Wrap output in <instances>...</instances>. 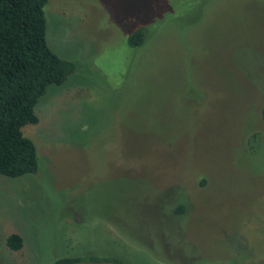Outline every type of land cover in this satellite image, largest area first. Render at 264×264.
<instances>
[{"label": "rangeland", "instance_id": "obj_1", "mask_svg": "<svg viewBox=\"0 0 264 264\" xmlns=\"http://www.w3.org/2000/svg\"><path fill=\"white\" fill-rule=\"evenodd\" d=\"M43 15L74 69L21 127L36 171L0 175V264H264V0H47Z\"/></svg>", "mask_w": 264, "mask_h": 264}, {"label": "trees", "instance_id": "obj_2", "mask_svg": "<svg viewBox=\"0 0 264 264\" xmlns=\"http://www.w3.org/2000/svg\"><path fill=\"white\" fill-rule=\"evenodd\" d=\"M46 2L0 0V175L17 177L36 171L35 146L22 135L21 127L38 121L34 113L38 98L49 85L61 84L74 69L73 62L58 56L46 43L43 15ZM144 36V27H136L127 36V43L140 45ZM261 118L264 120V103ZM184 209L185 201L178 199L170 212L178 215ZM5 244L17 251L22 247V238L10 233ZM79 262L124 264L118 256L93 254L62 256L51 264Z\"/></svg>", "mask_w": 264, "mask_h": 264}]
</instances>
